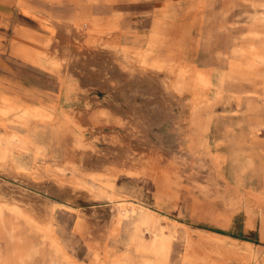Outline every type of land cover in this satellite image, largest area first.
Masks as SVG:
<instances>
[{
  "label": "rangeland",
  "instance_id": "1",
  "mask_svg": "<svg viewBox=\"0 0 264 264\" xmlns=\"http://www.w3.org/2000/svg\"><path fill=\"white\" fill-rule=\"evenodd\" d=\"M6 1L0 132L36 147L2 165L0 218L26 217V264L161 262L120 205L159 218L164 264H264V0Z\"/></svg>",
  "mask_w": 264,
  "mask_h": 264
},
{
  "label": "bare ground",
  "instance_id": "2",
  "mask_svg": "<svg viewBox=\"0 0 264 264\" xmlns=\"http://www.w3.org/2000/svg\"><path fill=\"white\" fill-rule=\"evenodd\" d=\"M244 2V1H243ZM207 4V3H206ZM168 5V4H167ZM166 5V6H167ZM208 7V6H207ZM208 9V8H207ZM207 11V10H206ZM133 19V18H132ZM52 21V20H51ZM54 24L59 32L62 33L63 31V22L60 21H54ZM65 33V32H64ZM229 42V40H228ZM226 44V43H225ZM225 46V45H224ZM228 57V56H227ZM228 62V61H227ZM56 68H62L64 67V64L61 62H56L53 64ZM123 66V65H122ZM126 70V68H125ZM145 74V73H144ZM228 79V78H227ZM127 81V80H126ZM134 81V80H133ZM151 81V80H150ZM157 82V80H156ZM127 83V82H126ZM140 83V82H139ZM141 86V84H140ZM159 88V94H164L163 93V87L162 85L158 87ZM119 89V88H118ZM131 89V88H129ZM134 91V90H133ZM135 92V91H134ZM233 92V91H231ZM131 93V92H130ZM133 93V92H132ZM144 94L147 92H143ZM237 93V92H236ZM241 93V92H240ZM114 94V93H113ZM140 95V94H139ZM133 95H126L123 94L122 100L124 103L129 106L131 109H136V106L134 103H131L130 98H132ZM148 97V96H146ZM144 97V98H146ZM118 98V97H117ZM138 99V98H137ZM145 100V99H144ZM165 102V101H164ZM166 106V105H165ZM156 107V104H155ZM249 107V106H248ZM261 107V106H260ZM166 109V108H165ZM11 106H0V127L5 126L6 127V122L4 123V117L12 111ZM166 112V111H165ZM164 112V113H165ZM22 117H42L43 113L38 107H25L22 110ZM32 122V121H31ZM153 123V121H152ZM177 123V122H176ZM162 126V125H161ZM166 126V125H165ZM171 126V125H170ZM174 127V126H173ZM7 128V127H6ZM9 128V127H8ZM168 128V125H167ZM3 129V128H2ZM159 129V128H158ZM172 129V128H170ZM169 129V130H170ZM168 130V131H169ZM176 130V129H175ZM132 133V131H131ZM129 134V133H127ZM160 134V133H159ZM165 134V133H164ZM171 134V133H170ZM175 134V133H173ZM32 135V134H31ZM154 135V134H153ZM161 135V134H160ZM155 136V135H154ZM168 137V136H167ZM33 139V137H32ZM32 139L28 138L25 135L19 134L15 131L12 132L8 131L7 132H0V172H5V169L2 167V165H5L6 160L10 157V153L18 148V149H34L36 144L32 141ZM169 139V138H168ZM176 139V138H175ZM179 139V138H178ZM36 140V138H35ZM165 140V139H164ZM173 140V139H172ZM37 142V141H36ZM134 142V141H133ZM170 142V141H169ZM184 142V141H183ZM51 143V142H50ZM172 143V142H171ZM127 147V145H125ZM150 146V145H149ZM216 146V145H215ZM152 147V146H151ZM163 147V146H162ZM129 148V146H128ZM127 150H130L128 149ZM173 148V146H172ZM175 148V146H174ZM136 149V148H135ZM143 150V149H142ZM145 150V149H144ZM15 151V150H14ZM25 151V150H24ZM137 151V149H136ZM140 152V150H138ZM173 151V150H172ZM23 152V151H22ZM31 152V151H30ZM188 152V151H187ZM27 155V154H26ZM127 155V153H125ZM110 156V155H109ZM137 156V155H136ZM121 157V156H119ZM118 157V158H119ZM135 158V157H134ZM192 158V157H191ZM20 159V158H19ZM22 159V158H21ZM26 160V159H25ZM119 160V159H118ZM121 160V159H120ZM137 160V159H136ZM209 160V159H208ZM22 161V160H19ZM109 161V160H108ZM113 161V159H112ZM111 161V163H112ZM23 162V161H22ZM29 162V161H28ZM114 162V161H113ZM128 162V161H127ZM115 163V162H114ZM117 163V161H116ZM29 164V163H28ZM121 165V163L119 162ZM117 164V165H119ZM127 164V163H126ZM125 164V165H126ZM165 164V163H164ZM208 164V163H207ZM102 165V163H101ZM113 165V163H112ZM103 166V165H102ZM114 166V165H113ZM116 166V165H115ZM128 166V165H127ZM160 166V165H159ZM227 166V164H226ZM27 167V164L26 166ZM117 167V166H116ZM119 167V166H118ZM124 166H122L123 169ZM30 168V167H29ZM40 168V166H39ZM107 168V167H106ZM136 168V167H135ZM139 168V167H138ZM119 169V168H118ZM129 169V168H128ZM127 169V170H128ZM168 169V168H167ZM170 169V168H169ZM195 169V167H194ZM171 170V169H170ZM173 170V169H172ZM171 170V171H172ZM185 170V169H184ZM193 170V169H192ZM191 170V171H192ZM214 170V169H213ZM55 171V170H54ZM122 171V170H121ZM207 171V170H206ZM117 172V170H116ZM215 172V171H214ZM227 173V172H226ZM15 175L18 176H25V172L23 171L22 167H19ZM59 175V174H58ZM89 176V175H88ZM207 176V174H206ZM50 177V176H49ZM228 178V177H227ZM206 179V178H205ZM204 180V179H203ZM49 181V180H48ZM207 182V181H206ZM50 184V183H48ZM92 190V189H91ZM95 192V191H93ZM96 196H102L103 192L102 191H97L95 193ZM103 197V196H102ZM105 197V196H104ZM116 197V196H115ZM114 197V198H115ZM104 199V198H103ZM252 199V198H250ZM93 200V199H92ZM97 200V199H96ZM125 200V199H123ZM128 200V199H127ZM99 201V200H98ZM119 201V200H117ZM132 201V200H131ZM116 202V201H115ZM264 203V202H263ZM264 207V206H263ZM108 208V207H107ZM262 208V207H261ZM124 209V211H122ZM260 209V208H259ZM118 210L121 211L120 215H123L124 217L135 220V232L133 234V237L137 240V246L138 248L143 251L148 253L150 256H154L157 259H160L161 262H156L150 259H145L146 264H164L162 262V259L166 256L168 252V236L169 234L165 231V227L160 224L159 218L152 215L150 211L147 210L144 205L140 208H137L136 206H132L130 210H127L123 208V206H118ZM264 211V210H263ZM12 212L16 215V219L18 221V224H13L11 222H8L5 219V216L2 215L0 218V225L3 227L4 231V236L7 237L9 236L10 238L15 237L16 240H12L8 242V245L12 247L11 252H8L6 250V255L4 254L5 250L0 252V255H3V258H0V264H26V260L28 257V249L26 247L27 245V236L25 235V229L27 226V219L23 215V213L18 210L17 208L12 209ZM113 218V217H112ZM90 221V220H89ZM112 222V221H111ZM111 224V223H110ZM104 226V225H103ZM102 227V226H101ZM111 228V227H110ZM103 229V228H102ZM96 230V229H95ZM1 231V230H0ZM112 232V231H111ZM148 234L149 237H145L144 234ZM110 234V233H109ZM147 235V236H148ZM181 236V235H180ZM211 242L214 243H221L218 238L213 237L209 239ZM127 241V240H126ZM131 241V240H130ZM178 244V243H177ZM179 247V246H178ZM180 248V247H179ZM177 249V248H176ZM175 249V250H176ZM233 249V246L231 247ZM178 253V252H177ZM177 258V257H176ZM178 259V258H177ZM132 260V259H131ZM175 261V260H174ZM11 262V263H10ZM123 264H133L130 261L124 262Z\"/></svg>",
  "mask_w": 264,
  "mask_h": 264
},
{
  "label": "crops",
  "instance_id": "3",
  "mask_svg": "<svg viewBox=\"0 0 264 264\" xmlns=\"http://www.w3.org/2000/svg\"><path fill=\"white\" fill-rule=\"evenodd\" d=\"M14 8H15V6L12 3H10V2H8L6 0H0V12L1 13L5 14V15H12L13 11H11V10L14 9ZM23 8L26 9V11H28L29 13L37 15V16L43 18L41 16V14H39L38 12H36L34 10H31L28 6L23 5ZM23 8H22V10H23ZM23 12L25 13L24 10H23ZM46 19H47L46 21H49V18H46Z\"/></svg>",
  "mask_w": 264,
  "mask_h": 264
}]
</instances>
